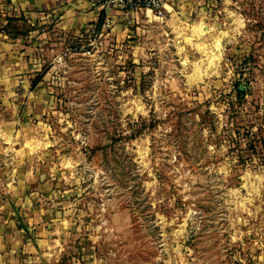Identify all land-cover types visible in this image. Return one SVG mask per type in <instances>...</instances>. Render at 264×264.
I'll use <instances>...</instances> for the list:
<instances>
[{
	"label": "rangeland",
	"instance_id": "obj_1",
	"mask_svg": "<svg viewBox=\"0 0 264 264\" xmlns=\"http://www.w3.org/2000/svg\"><path fill=\"white\" fill-rule=\"evenodd\" d=\"M113 11L77 36L0 27L1 198L22 242L29 209L56 264H264V0Z\"/></svg>",
	"mask_w": 264,
	"mask_h": 264
},
{
	"label": "crops",
	"instance_id": "obj_2",
	"mask_svg": "<svg viewBox=\"0 0 264 264\" xmlns=\"http://www.w3.org/2000/svg\"><path fill=\"white\" fill-rule=\"evenodd\" d=\"M113 15L114 11L104 8L101 0H0V27H5L13 19L16 26H27L32 31L47 25L52 31L77 36L96 26L101 16L109 18ZM1 191L0 188V264H40L43 260L46 264H56L60 244L52 231L53 225L46 227L41 212L26 209L29 213L23 216L27 217L25 222L32 228L29 232L33 235L35 247L23 243L17 220L10 217ZM9 193L11 202L17 206L16 211L19 207H27L29 201L19 184L11 186Z\"/></svg>",
	"mask_w": 264,
	"mask_h": 264
},
{
	"label": "built area",
	"instance_id": "obj_3",
	"mask_svg": "<svg viewBox=\"0 0 264 264\" xmlns=\"http://www.w3.org/2000/svg\"><path fill=\"white\" fill-rule=\"evenodd\" d=\"M101 3L106 9L131 13L150 11L157 18H162L168 0H101Z\"/></svg>",
	"mask_w": 264,
	"mask_h": 264
},
{
	"label": "trees",
	"instance_id": "obj_4",
	"mask_svg": "<svg viewBox=\"0 0 264 264\" xmlns=\"http://www.w3.org/2000/svg\"><path fill=\"white\" fill-rule=\"evenodd\" d=\"M103 19H104V16H101L100 22H99V24H98V28H99V27H100V25L102 24V22H103Z\"/></svg>",
	"mask_w": 264,
	"mask_h": 264
},
{
	"label": "bare ground",
	"instance_id": "obj_5",
	"mask_svg": "<svg viewBox=\"0 0 264 264\" xmlns=\"http://www.w3.org/2000/svg\"><path fill=\"white\" fill-rule=\"evenodd\" d=\"M148 13H150V11H147Z\"/></svg>",
	"mask_w": 264,
	"mask_h": 264
}]
</instances>
